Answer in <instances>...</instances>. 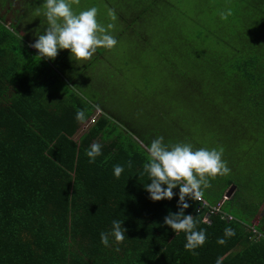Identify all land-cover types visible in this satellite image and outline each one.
I'll list each match as a JSON object with an SVG mask.
<instances>
[{"label":"trees","instance_id":"trees-1","mask_svg":"<svg viewBox=\"0 0 264 264\" xmlns=\"http://www.w3.org/2000/svg\"><path fill=\"white\" fill-rule=\"evenodd\" d=\"M32 1L0 0V264H264V0H211L210 37L198 32L200 46L183 49V63L169 67L181 72L184 112L193 114L182 124L184 143L222 147L231 169L203 189L208 203L186 198L185 215L206 232L195 252L185 250L184 232L164 223L180 210L179 187L171 200L150 199L146 148L118 122L150 144L168 126L141 122L146 132L103 109L75 138L77 111L86 120L94 103L74 89L57 91L60 73L30 47ZM2 7L13 10V20ZM228 9L232 15L222 20L219 12ZM59 54L69 68L82 66L70 50ZM93 142L102 155L90 163ZM115 165L124 167L119 179ZM114 220L127 230L119 252L112 236V247L100 241Z\"/></svg>","mask_w":264,"mask_h":264},{"label":"rangeland","instance_id":"rangeland-1","mask_svg":"<svg viewBox=\"0 0 264 264\" xmlns=\"http://www.w3.org/2000/svg\"><path fill=\"white\" fill-rule=\"evenodd\" d=\"M43 3L44 0L32 1L26 21L36 39L48 27ZM212 3L211 0H80L79 5H73L76 13L96 7L98 22L105 28L113 24L108 33L118 41L112 50L99 48L90 60H77L82 66L72 60L69 68L60 54L55 60H48L60 73L57 91L63 94L66 88L74 89L94 103V112L80 124L74 137L78 138L105 109L114 113L115 121H127L146 132H149V127L144 126L146 122L152 126L160 120L168 126L163 136L165 145L184 143L182 124L186 116L192 118L193 114L184 112L181 72L169 67L172 63H183V49L185 52L191 46H200L201 37L197 33L214 20L216 10L213 11ZM1 10L8 21L14 19L13 10L3 7ZM110 10L115 12V20L109 16ZM203 33L210 37L207 28ZM118 125L143 146L150 145L126 123ZM158 135L154 138L161 136ZM260 215L261 212L256 215L254 223Z\"/></svg>","mask_w":264,"mask_h":264},{"label":"clouds","instance_id":"clouds-1","mask_svg":"<svg viewBox=\"0 0 264 264\" xmlns=\"http://www.w3.org/2000/svg\"><path fill=\"white\" fill-rule=\"evenodd\" d=\"M80 0H44V15L48 27L43 34H39L35 43L30 47L38 50L41 59L55 60L61 50H70L71 57L78 61L90 60L97 49L112 50L118 43L108 29L114 28L109 24L107 28L98 20L96 7L76 13L73 5H79ZM232 15L231 9L220 11L222 20H227ZM111 19L115 20V12L109 11ZM78 122H84L85 112L78 110L76 113ZM164 137L160 136L152 140L150 145L143 146L148 153V159L143 164V173L147 174L150 183L145 184V189L150 193V199L154 202L171 200L176 195L174 189L179 187L178 213H170L164 218V223L179 234H186L185 250L195 252L206 242V232L196 231V222L193 215H185V209L190 205L186 198L200 201L203 197V189L211 187V180L217 176L230 173L227 162L222 159L224 149L200 148L193 150L191 144L177 143L165 145ZM102 155V145L93 142L86 150V156L90 163H95L96 158ZM129 166H131L129 164ZM115 178L119 179L124 172V167L115 165L113 168ZM166 186V187H165ZM126 229L119 220L112 222V231L102 232L100 241L105 247H112L109 236L115 241V251L119 252V245L125 240ZM228 236L234 235L232 229H225ZM218 243L224 244L223 238ZM217 264H221L218 259Z\"/></svg>","mask_w":264,"mask_h":264},{"label":"built area","instance_id":"built-area-1","mask_svg":"<svg viewBox=\"0 0 264 264\" xmlns=\"http://www.w3.org/2000/svg\"><path fill=\"white\" fill-rule=\"evenodd\" d=\"M99 111V110H98ZM202 199H203V201L205 202V203H208V200L206 199V198H204V197H202ZM221 202V201H220ZM220 202L217 204V205H215V208L218 210L219 208H220ZM201 206V205H200ZM205 218H209V215L208 214H206L205 215ZM254 228V230L255 231H258V229L256 228V227H253Z\"/></svg>","mask_w":264,"mask_h":264},{"label":"water","instance_id":"water-1","mask_svg":"<svg viewBox=\"0 0 264 264\" xmlns=\"http://www.w3.org/2000/svg\"><path fill=\"white\" fill-rule=\"evenodd\" d=\"M234 188H235V184H231V185L227 188V190H226V192H225V196H228V197H229V196L232 194Z\"/></svg>","mask_w":264,"mask_h":264}]
</instances>
